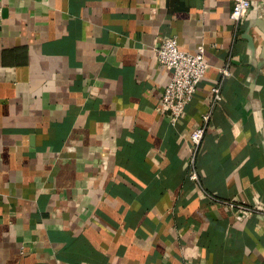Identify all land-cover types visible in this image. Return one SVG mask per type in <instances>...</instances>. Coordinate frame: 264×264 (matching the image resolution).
<instances>
[{"label": "crops", "instance_id": "0c3cea01", "mask_svg": "<svg viewBox=\"0 0 264 264\" xmlns=\"http://www.w3.org/2000/svg\"><path fill=\"white\" fill-rule=\"evenodd\" d=\"M249 1L236 32L230 0H0V264H264V221L220 203L264 212V0ZM167 37L208 66L175 126L158 111ZM220 82L197 185L190 133Z\"/></svg>", "mask_w": 264, "mask_h": 264}, {"label": "built area", "instance_id": "2783aa9c", "mask_svg": "<svg viewBox=\"0 0 264 264\" xmlns=\"http://www.w3.org/2000/svg\"><path fill=\"white\" fill-rule=\"evenodd\" d=\"M230 19L237 32L244 17L250 12L249 0H230ZM153 52L156 61L170 72V80L165 85L158 103V111L167 116L169 124L175 126L194 100L197 89L205 77L207 64L204 60V47L199 45L195 52L189 53L178 48L175 37H167L155 44ZM222 76H228L227 67L221 69ZM221 82L211 89V97L206 110L200 114V126L190 133L189 157L187 161L188 179L199 185L196 158L204 132L211 119L212 110L221 101ZM232 212L235 221L242 222L254 215L264 221V212L255 206L242 202H220Z\"/></svg>", "mask_w": 264, "mask_h": 264}, {"label": "water", "instance_id": "95a60500", "mask_svg": "<svg viewBox=\"0 0 264 264\" xmlns=\"http://www.w3.org/2000/svg\"><path fill=\"white\" fill-rule=\"evenodd\" d=\"M260 66L261 64L258 63V66L256 68H258V72H260Z\"/></svg>", "mask_w": 264, "mask_h": 264}]
</instances>
